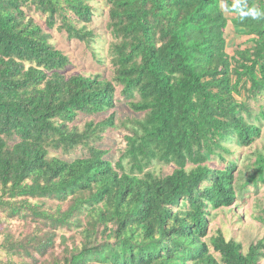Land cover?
<instances>
[{
	"label": "trees",
	"instance_id": "trees-1",
	"mask_svg": "<svg viewBox=\"0 0 264 264\" xmlns=\"http://www.w3.org/2000/svg\"><path fill=\"white\" fill-rule=\"evenodd\" d=\"M253 11L264 0H0V225L28 224L1 230L0 264H259L264 237L243 251L209 230L245 189L229 145L251 146L264 124V15ZM101 12L113 76L66 75L72 60L51 31L95 60ZM228 24L250 43L233 55ZM252 166L257 185L264 153Z\"/></svg>",
	"mask_w": 264,
	"mask_h": 264
},
{
	"label": "rangeland",
	"instance_id": "rangeland-1",
	"mask_svg": "<svg viewBox=\"0 0 264 264\" xmlns=\"http://www.w3.org/2000/svg\"><path fill=\"white\" fill-rule=\"evenodd\" d=\"M91 2V4H95ZM28 16H31L36 22L45 27L44 15L41 16L33 9H25ZM108 18L106 12L97 13L93 16L92 22L89 25L90 29H93L98 35L99 42L94 46L95 48V60H93L90 51H88L85 45L76 39H68L64 32L59 29L50 30L52 32V40L56 46L70 55L72 64L67 67L65 74L71 75L73 73L92 74L100 73L105 78H111L113 76V69L110 63L109 46L112 41L111 35L106 30ZM231 24H228L226 30L227 38V52L233 55V52L240 46L244 48L250 46L246 36H238L232 31ZM98 60V61H97ZM119 89V88H118ZM264 104V101H261ZM117 117L123 118L129 112H126V108H121L117 104ZM132 115V114H131ZM133 117V115H132ZM101 116L97 117V119ZM82 123V121H80ZM123 129L117 127L105 140L109 143L113 149L122 147L121 133ZM234 155L230 158L238 160L237 170L239 175L237 177L236 184H244L242 198H238L235 205L231 207L230 211H219L214 215L213 220L209 224L210 234L220 230L226 240H235L242 245V250L246 251L249 244L255 242L264 237V221L261 218L264 217V180L258 179L257 185L248 181V176L253 172L252 162L254 161L257 152L264 153V124L261 131V136L249 147H237L234 144L229 145ZM229 158V157H228ZM214 162V161H213ZM156 173L162 175L168 174L174 168L172 163L164 164L155 162L149 167ZM28 224H25L20 220H9L3 225H0V232L2 229L9 230L11 234L17 236L20 233H24L28 230ZM71 233H68L69 236ZM2 235L0 233V240ZM59 239L56 238V252H60L61 246H59ZM259 264H264V258L261 259Z\"/></svg>",
	"mask_w": 264,
	"mask_h": 264
},
{
	"label": "clouds",
	"instance_id": "clouds-1",
	"mask_svg": "<svg viewBox=\"0 0 264 264\" xmlns=\"http://www.w3.org/2000/svg\"><path fill=\"white\" fill-rule=\"evenodd\" d=\"M251 15L253 16L254 19H258V18H260V16L264 15V13H259V12L253 11L251 13ZM241 19H243V16L241 17Z\"/></svg>",
	"mask_w": 264,
	"mask_h": 264
}]
</instances>
